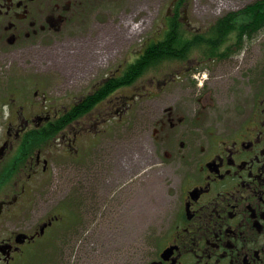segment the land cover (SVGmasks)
Instances as JSON below:
<instances>
[{
	"label": "flooded vegetation",
	"instance_id": "af4514ba",
	"mask_svg": "<svg viewBox=\"0 0 264 264\" xmlns=\"http://www.w3.org/2000/svg\"><path fill=\"white\" fill-rule=\"evenodd\" d=\"M103 1L0 0V264H18L23 247L46 237L67 211L74 214V222L88 213L92 225L99 221L97 215L111 220V214L122 212L121 197L102 202L96 191L79 185L83 191H72L67 200L61 196L55 214L31 233L17 227L26 211L47 197L58 153L71 159L80 184L82 179L93 181L107 165L96 148L111 123L122 127L138 102L156 98L165 85L192 71L200 75L206 70L199 66L174 71L167 84L139 81L129 87L132 91L120 88L92 107L86 99L119 75L122 65L113 72L104 70L74 96L49 90L39 55L48 50V42L54 41L50 48L55 49L60 32ZM246 80L247 100L222 116L210 117L211 92L204 86L200 110L170 106L161 113L148 111V126L144 111H137L141 129H151L153 141L167 157L164 168L172 173L175 187L168 215L139 264H264V58ZM72 108L76 117L63 127V117ZM103 150H108L105 143Z\"/></svg>",
	"mask_w": 264,
	"mask_h": 264
},
{
	"label": "rangeland",
	"instance_id": "374dc122",
	"mask_svg": "<svg viewBox=\"0 0 264 264\" xmlns=\"http://www.w3.org/2000/svg\"><path fill=\"white\" fill-rule=\"evenodd\" d=\"M172 1L106 0L92 5L88 16L69 23L60 32L55 49L50 48L55 42H48V50L39 55L38 63L46 66L42 75L46 76L49 90L74 96L85 89L88 82L101 77L104 70L113 72L130 61L134 54L159 37L166 15L171 14ZM254 1L189 0L184 21L190 30L202 31L217 19ZM263 58L264 30L229 60L207 64L200 75L195 71V76L180 77L177 82L159 90L156 98L138 102L133 106L132 114L125 117L127 124L120 127L111 123L106 138L99 141L96 155L100 158L105 155L103 159L106 158L107 165H102L101 173L95 175L93 181L82 179L80 184L71 159L58 153L52 162L53 174L47 197L38 208L26 211V218L20 219V224L17 221V227L31 233L34 226H40L55 213L61 196L67 200L72 191H78L79 185L85 190L96 191L102 202L110 197L119 201L121 197L125 203L123 208L117 209L121 207L122 212L111 214V220H104L103 214L97 215L99 221L94 225L86 212L78 217V225L71 224V218L64 213L59 222L61 229L58 225L52 227L45 239L37 238L27 243L18 264H139L149 239L159 230L161 219L168 215L175 188L172 173L164 168L167 157L153 141L151 129H141L143 122L145 126L149 122L145 112L161 113L170 106L200 110L202 104L198 97L205 94L201 91L205 87L211 92L210 117L232 113L247 100L248 72ZM162 70L160 75L169 68L165 65ZM154 74L149 73L143 83L151 82ZM158 83L162 84L163 80ZM132 90L127 89L128 92ZM138 110L144 111L143 122L138 117ZM104 143L106 151L103 150ZM59 168L61 173L58 174Z\"/></svg>",
	"mask_w": 264,
	"mask_h": 264
},
{
	"label": "trees",
	"instance_id": "16d2710c",
	"mask_svg": "<svg viewBox=\"0 0 264 264\" xmlns=\"http://www.w3.org/2000/svg\"><path fill=\"white\" fill-rule=\"evenodd\" d=\"M174 1L159 37L134 54L119 75L112 76L92 97L87 98L85 103L88 106H96L107 94L115 93L120 88L135 86L149 73H156L150 79L153 82L160 79L167 81L174 71L185 72L191 65L204 68L207 64L223 61L234 53H240L246 41H252L264 30V0H256L238 11L228 13L202 31L190 30L183 20V11L189 0ZM165 65L169 70L160 75L159 71ZM75 117L76 112L72 108L63 117V127ZM66 215L71 221L75 220L72 211H67Z\"/></svg>",
	"mask_w": 264,
	"mask_h": 264
},
{
	"label": "water",
	"instance_id": "95a60500",
	"mask_svg": "<svg viewBox=\"0 0 264 264\" xmlns=\"http://www.w3.org/2000/svg\"><path fill=\"white\" fill-rule=\"evenodd\" d=\"M41 231H42V229H41ZM22 237H23L22 235L17 237V241H18V243H21V238H22Z\"/></svg>",
	"mask_w": 264,
	"mask_h": 264
}]
</instances>
